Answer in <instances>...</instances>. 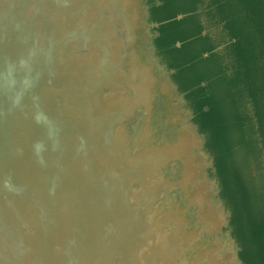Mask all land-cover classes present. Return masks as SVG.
Returning <instances> with one entry per match:
<instances>
[{
  "label": "water",
  "instance_id": "obj_1",
  "mask_svg": "<svg viewBox=\"0 0 264 264\" xmlns=\"http://www.w3.org/2000/svg\"><path fill=\"white\" fill-rule=\"evenodd\" d=\"M194 19L0 0V264H264L254 116Z\"/></svg>",
  "mask_w": 264,
  "mask_h": 264
},
{
  "label": "rangeland",
  "instance_id": "obj_2",
  "mask_svg": "<svg viewBox=\"0 0 264 264\" xmlns=\"http://www.w3.org/2000/svg\"><path fill=\"white\" fill-rule=\"evenodd\" d=\"M179 3L182 9L190 5L197 21L202 23L199 25L194 19L207 33L203 44L215 49L210 60L211 70L220 74L217 85L228 95L229 52L237 60L238 72L233 79L240 101L248 110L251 108L254 116L251 127L257 131L262 148L256 152L250 148L243 156L248 167L253 165L250 171L261 184L256 199L263 204L258 206V212L264 235V0H179Z\"/></svg>",
  "mask_w": 264,
  "mask_h": 264
}]
</instances>
